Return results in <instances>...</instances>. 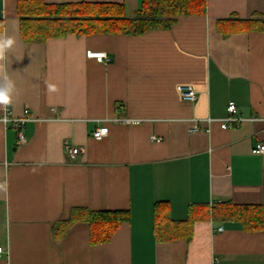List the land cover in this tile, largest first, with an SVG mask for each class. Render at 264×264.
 I'll list each match as a JSON object with an SVG mask.
<instances>
[{
  "label": "crops",
  "instance_id": "1",
  "mask_svg": "<svg viewBox=\"0 0 264 264\" xmlns=\"http://www.w3.org/2000/svg\"><path fill=\"white\" fill-rule=\"evenodd\" d=\"M19 1L0 0V33L15 40L6 53L16 86L7 109L14 118L31 113L20 145L0 107V264H264V231L200 221L190 241H160L155 216L158 203L173 222L187 221L193 205L264 208V155L253 153L264 144V32L241 24L264 19V0H206V15L142 36L69 35L41 44L24 41ZM41 1L120 5L130 19L143 3ZM227 20L240 24L225 36L229 26L219 23ZM179 86L192 87L197 100H184ZM231 102L242 121L223 130L217 121ZM101 127L109 134L97 141L92 133ZM66 143L80 155L69 157ZM77 208L128 211L130 220L105 244L90 243L84 222L55 236Z\"/></svg>",
  "mask_w": 264,
  "mask_h": 264
},
{
  "label": "trees",
  "instance_id": "2",
  "mask_svg": "<svg viewBox=\"0 0 264 264\" xmlns=\"http://www.w3.org/2000/svg\"><path fill=\"white\" fill-rule=\"evenodd\" d=\"M21 35L27 43H46L51 39H63L69 35H126L142 36L149 31L170 29L177 20L186 16H204L207 13L206 0H143L134 18L125 16L124 7L114 4L79 3L46 4L41 0H21L18 3ZM240 23L221 21L227 25V36ZM245 30L264 32V19L243 21ZM3 24L0 22V32ZM165 204L155 206L156 231L160 241L185 239L190 241L193 226L200 221L215 223H239L243 230L264 231V208L255 205H237L221 202L212 205H193L184 222L170 221L162 211ZM130 220L128 211H89L74 209L69 220L54 227V235L65 236L77 222H84L90 228V243H108L121 225ZM189 231V232H187Z\"/></svg>",
  "mask_w": 264,
  "mask_h": 264
},
{
  "label": "built area",
  "instance_id": "3",
  "mask_svg": "<svg viewBox=\"0 0 264 264\" xmlns=\"http://www.w3.org/2000/svg\"><path fill=\"white\" fill-rule=\"evenodd\" d=\"M88 58L90 59H95L99 63H110L111 59L107 56L106 53L104 52H89L87 54ZM178 92L180 96L187 101L190 102H195L198 98L197 92L190 86H179L178 87ZM30 111L26 110L24 112V115L22 118H14L10 112L9 109L5 110V113L2 117V122L7 125H11L17 132V137H18V143L20 145H25L27 143V137L25 133V124L30 121ZM227 116L222 119L217 121L220 124L221 129L227 130L229 129L232 125L237 124L242 121L241 118L238 116V107L234 102L229 103L228 108H227ZM110 122L112 123H118V122H124V123H136L132 121H122V120H111ZM200 121H195L193 127L189 130L190 133L197 132L200 128L199 126ZM207 122L209 124L215 122L213 119H208ZM109 134V128L108 127H101L97 128L93 133L92 137L100 141L103 138H105ZM153 140L159 141L156 139V137H153ZM65 151L67 155L71 158H76L77 156L80 155L81 153V148L80 147H74L68 143L65 144ZM254 154L258 155H264V144L259 143L257 144L254 149H253ZM214 204H212L213 206ZM224 231V228L218 227L215 229V233H221ZM5 251L0 248V260L2 259L3 254Z\"/></svg>",
  "mask_w": 264,
  "mask_h": 264
},
{
  "label": "clouds",
  "instance_id": "4",
  "mask_svg": "<svg viewBox=\"0 0 264 264\" xmlns=\"http://www.w3.org/2000/svg\"><path fill=\"white\" fill-rule=\"evenodd\" d=\"M15 40L11 36L0 33V107L7 109L13 103L16 86L7 71L6 53L13 47ZM50 89L52 86H49Z\"/></svg>",
  "mask_w": 264,
  "mask_h": 264
}]
</instances>
